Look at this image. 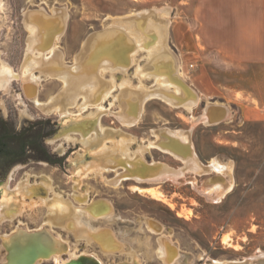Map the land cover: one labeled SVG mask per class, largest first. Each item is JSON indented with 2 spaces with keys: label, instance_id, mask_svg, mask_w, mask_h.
<instances>
[{
  "label": "rangeland",
  "instance_id": "rangeland-1",
  "mask_svg": "<svg viewBox=\"0 0 264 264\" xmlns=\"http://www.w3.org/2000/svg\"><path fill=\"white\" fill-rule=\"evenodd\" d=\"M203 4L202 0H4L0 61L19 77L7 89H0V124L10 135L8 131L19 132L48 120L42 143L50 160L26 157L0 177V188L6 185L7 189L0 191V201L4 194L16 203L8 211L13 218L0 220V264L6 237L19 229L35 232L42 227L66 245L58 262L86 255L100 264H264V69L225 64L217 54L207 52L198 36L205 15ZM42 9L56 15L52 25L61 22L64 27L45 53L50 57L54 51L58 69L69 71L86 63L95 50L100 62L107 45L93 50L94 41L118 48L122 42L131 44L126 50L131 51L127 66L113 62L98 70L104 81H111L107 98L87 102L79 94L73 103L67 100L68 104L58 105L65 81L44 75L36 80L37 95L26 96L22 78L33 47L26 19L32 15L29 12ZM106 31L112 37H100ZM155 33L163 36L167 50L163 62L168 64L167 75L175 80L166 89L180 91L179 78L196 96L190 108L157 96L141 102L144 91L156 92L163 82L155 71ZM33 73L40 75L36 70ZM121 87L132 93L127 98L131 104H139L138 117L131 124L118 118L121 101L126 103ZM50 105L52 110H44ZM213 105L226 107L228 115L206 124L201 117ZM61 120L67 133L57 137ZM163 130L189 137L201 171L155 146ZM123 157L161 164L173 171L175 181L124 176L128 163ZM214 162L230 166V172L213 169ZM227 184L229 192L219 197L214 189ZM148 189L155 190L154 195ZM54 197L72 213L80 212L84 222L86 209H110L111 216L100 213L90 225L113 235L115 248L105 247L99 239L87 242L63 222L51 223L48 210L57 201ZM162 243L175 250L170 262L161 259ZM38 264H56V260Z\"/></svg>",
  "mask_w": 264,
  "mask_h": 264
},
{
  "label": "bare ground",
  "instance_id": "bare-ground-1",
  "mask_svg": "<svg viewBox=\"0 0 264 264\" xmlns=\"http://www.w3.org/2000/svg\"><path fill=\"white\" fill-rule=\"evenodd\" d=\"M2 10H3V0H0V12ZM38 15H40V17ZM60 16L61 15L58 16V19H60V18L62 19V16L61 17ZM49 19H56V15H54L52 17H46V19H45V17H43V15L37 14L36 16L35 15L27 16V19H26L27 20L26 25L27 24L29 25L28 27H30L29 29L31 31V36L29 35L30 37L28 38V41L31 45H33V47L32 48L30 47L31 49H29V51L27 53L28 54L27 59L29 58V62H28L29 64H27L25 66V70L23 72L24 77L22 78L23 90H24L26 96L28 98L29 97L31 98V97L37 95L38 88H37V81L36 80L39 79V77L41 75L49 76V77H58V78L60 77L62 80L65 81L66 86H65L64 91H62L63 92L62 99L57 101L58 105L62 103V106H63L64 103H67L66 102L67 100L72 101L73 99L76 98V95L78 97L79 94H82L85 97L87 102H92V101L100 102L101 101L100 99H102V96H104V97H106V95L109 96L110 90L112 87L109 82H111V81H109V82L104 81L103 78L101 77V75L98 73L100 71L99 69L100 68L103 69L105 66L107 67L110 63L112 64L113 62L116 63L118 66H124V64L126 65L127 62L129 61L128 55L131 52V51H129L127 53L126 50H128L131 47V44H125L122 42L121 43L122 45H120L119 48L115 45L111 46V47L107 46L106 51L101 56L102 58H101L100 62H98L99 57L97 56L96 50L93 49L94 46H92L93 47L92 49L95 51L93 52L90 49L91 50L90 52H93V55L91 56V54H90L91 59L88 60L86 63H84L85 58L83 59L81 57L84 60L83 61L84 64H82V65L76 64L75 67H73V69L69 70V71H67L66 69H63V68L58 69L57 68L58 64H57V61H56L55 56H54L55 55L54 51H53V53L52 52L50 53V57L52 59L49 56L47 57L45 53H46L47 49L48 50L52 49L50 42L53 41L52 40L53 37H55V36L58 37V35H60L59 33L61 31H59V28L62 27L61 26L62 24L60 22V23H58V26L56 25L57 23L52 25L51 23L53 20H49ZM63 21H64V19H63ZM62 28H64V27H62ZM153 32H156V31H153ZM153 35L157 36V40L155 41L157 44H156L155 49H154V51L156 53V57H157V62H156L157 64L155 65L156 66L155 71H156V73H158L157 74L158 76L162 77L164 83L161 82L162 85L158 87L156 92L149 93L147 91L146 92L144 91L143 96L141 97L142 98L141 102L144 101L145 99L151 97V96H157V97H161L162 99H167L172 104L175 102H178L179 104H182L185 108L189 107L190 105H193V103H195V101H196L195 94L191 90H189L187 88V86L184 85V83L180 81L179 78H178L177 82L179 83L178 87H179L180 91H177L175 93L174 92L169 93L167 91V89H166L167 83L168 82L171 83L173 81V79L172 78L170 79V77L167 75V70L169 69L167 67L168 64L166 65V63L163 62V57H162V55L164 56L167 54V50H166L165 46L163 45V43H164L163 36H160L159 34H156V33ZM156 36H155V38H156ZM140 37H141V35H140ZM121 40H122V38H121ZM142 43H144V42H142ZM142 43L140 45L144 46L145 43L143 45H142ZM92 44L95 45V48H97L96 41H95V44L93 42H92ZM31 45H29V46H31ZM101 45H104V44H102V42H101ZM140 45H138V46H140ZM29 46H28V48H29ZM83 56H85V55H83ZM155 60L156 59H154L152 62H155ZM112 66H113V64H112ZM67 69H70V68H67ZM35 70L38 71V73L40 75L36 76L35 73H33ZM18 77H19L18 74H14L12 69L8 65L3 64L0 61V89H4V90L7 89L8 84L13 79H17ZM174 81H173V83H174ZM127 89H128V87H126V88L121 87L120 94L125 95L124 99H125L126 103H123L124 105H122V102H124V101H121L120 104H121V106H123V110H122V113L120 114V117H118V118L120 120H122V122L124 124H131V123H134V121L137 119L138 114H139L138 110L140 108L138 107V105H139L138 103L131 104L132 101L130 103V101L127 100L128 96H130L129 94L132 95V93H130V90L129 89L127 90ZM133 91L136 92V90H133ZM140 91H141V89H140ZM140 91H139V94H140ZM122 98L123 97H121V99ZM132 99H133V97H132ZM74 101L75 100H73L72 103ZM72 103H71V105H72ZM67 104H65V105H67ZM129 104H130V106H129ZM219 105H215V106L213 105L212 107H208V108H206V110H204V113H203V116L201 117V119L206 124H215V123H218V122H220L226 118V116L228 115L227 108L224 106H219ZM57 107H59V106H57ZM45 109L47 110V112L52 110L51 105L48 106V108L45 106L44 110ZM57 109L60 110L61 108L60 109L57 108ZM61 111L62 110H60L59 112H61ZM118 116H119V114H118ZM91 126H92V124H91ZM72 130H74V127L72 128ZM97 133L100 134V132H97ZM103 134L104 133L102 131V134H100V135H103ZM106 135L107 134H105V136ZM164 136H165V138H167V137L169 138V144L171 146L167 150L172 151V153H175V154L179 153V152H183L180 155H182L183 161L186 164V166L189 165L190 168L194 169V171H197V172L199 170L201 171L200 165H199V163H198V161H197V159H196V157H195V155L191 149V146H190V143L188 140L189 139L188 136H184V135L180 134V137H181V139H180L177 136L174 137V134L170 133L168 135L167 132L164 133L163 137ZM102 137H103V139H106V137H104V136H102ZM164 139H161V140L159 139V141L161 142L160 145L163 143ZM179 140H183L186 143L179 142ZM181 143H183V145ZM162 146L164 148L165 146H168V145L166 143H163ZM137 157L134 159L132 158L134 160V166H135L134 168H132V165H133L132 161L133 160L129 161L125 157L121 158L122 161H125L126 163H128L126 168H125L126 172H125L124 176L135 177V179H137V180H143V179H145V180H153V179L166 180L169 178H170V180H174V175L171 174L173 172L172 170L171 171L166 170L164 168V166H162L161 164H150V165H148L146 163H143L144 161L142 162L141 159L137 158ZM107 158H108V156H107ZM114 158H116V157H114ZM90 165H91V163H90ZM129 165L131 166V168ZM212 168L213 169H215V168L220 169L222 171H227L228 173L230 172V166L229 167H226V166L222 167L218 163H215V162L212 164ZM85 169H87V167ZM90 170H92V168ZM208 170H209V168H208ZM87 171H89V170L87 169ZM176 174H178V173L176 172ZM155 177H157V178H155ZM5 186L1 187L0 191L3 190V192H6L5 190H7V189ZM230 187H231L230 184L228 186H225V187L218 186V188H215L214 190L216 191V193L220 197L225 192H227V190L230 189ZM147 191L150 194L154 195L155 190L153 191L151 189H148ZM25 193H27V192H25ZM54 198H56V197H54ZM57 199L58 198H56V200ZM51 200H53V199H51ZM54 200H53V202L51 201L52 202V204H50L51 210H48L50 212L49 213L47 212L49 219L53 220V221H51V223L63 222L65 227H67V228L71 227L72 229H74V231H76L78 233L79 236L84 237V239L87 238L88 239L87 242H89V240H91V239H99L100 242L102 241L104 243L105 247H110L112 249L115 248L116 242L113 238V235H110V233H108L107 231L93 230L91 225H90V222H91L90 220H93L98 214L100 215V213H102V215H100V216H104L103 213H107V212H108L107 215L105 214L107 217L112 215V214L108 215L112 211L110 209H108L105 205H102L105 207H101V209H97L96 207H94V208L90 207L89 209L85 208L86 210L82 209L83 211L85 210L84 211L86 213L85 217H87L86 222H84L83 219H81L82 217L79 215L80 212L78 213V215H79L78 216L77 213L75 212V210H74L75 213H72L68 206L63 205L61 202L59 203L58 200L57 201H54ZM64 201H62V202L64 203ZM0 202H1L0 203V216H1L0 220L1 219L6 220V218H10V217L13 218L12 217L13 215H8V211L12 208V206L16 205V203H14L13 200L10 198H5L4 194L2 195V200ZM83 211H81V212H83ZM151 228H152V226H151ZM152 229H154V228H152ZM29 235H32V236L27 238ZM35 239L38 240L40 242V244H42V246L47 248L50 255L48 257H45V258L44 257L38 258L33 264H38V263H41L42 261L52 260V259L56 260V264H65L66 262L71 260V259H68L65 262L64 261L58 262V260H59L58 258L64 252V248H65L64 246H66V245L59 238L52 236L49 231H47L46 229L44 230V228L42 227L39 231H35V232L25 231V230L19 229V230H17V232L13 236L6 237L4 240V243H3V245H4V250H3L4 251V262H3V264H7L9 262V260L7 259L6 256L9 252L8 251L9 248L10 249L12 248L10 246H14V244L17 243L20 247L24 248L28 242H29V244H33L35 242L34 241ZM163 243L161 246L159 245V248H160L159 251L162 254L160 256H162L161 259L168 262L173 257V253H174L173 250L174 249L171 250L172 249L170 247L171 245H168L170 247L169 248L166 244H163ZM12 250H13L12 251L13 255H16V248L12 249ZM160 252H158V253H160ZM14 258H16V257H14ZM10 262H11V264H19L20 263L17 258L14 259L13 261L11 259Z\"/></svg>",
  "mask_w": 264,
  "mask_h": 264
},
{
  "label": "crops",
  "instance_id": "crops-1",
  "mask_svg": "<svg viewBox=\"0 0 264 264\" xmlns=\"http://www.w3.org/2000/svg\"><path fill=\"white\" fill-rule=\"evenodd\" d=\"M202 1H204V4L202 6L205 8V15L201 23V28L198 30V36L203 39V46L207 50V52L210 54H217L220 61L225 64L235 65L236 67L242 66L244 64H251L252 66L264 69V0ZM42 10L44 12H39V10L29 13L35 16L37 14H41L43 15V17H45V19L46 17H52L45 9ZM38 16L40 17V15ZM110 35L112 37L111 32L106 31L103 35L101 34L100 37L110 38ZM93 43L95 44V41ZM105 43L106 42H103L105 46H111L108 43ZM96 44L98 51L101 50L104 46L99 45L101 44V42ZM93 46V49H96L95 45ZM97 55L100 58L98 52ZM162 132H164V130ZM162 132L158 133L157 140L156 142H154L155 146H159V144L161 143L159 141L160 135H164V133L166 132L168 135L170 134V132L168 131H165L163 134H161ZM175 136L176 135H174V137ZM164 138L165 136L162 137V139ZM165 139L163 143H166L168 146H165L163 148L162 143L159 146L162 150L165 148V150H167L169 149V147H171L169 144V138L167 137ZM179 142L186 143L183 140H179ZM183 143L181 144L183 145ZM190 146L193 150L191 143ZM169 153H172V151H169ZM181 153L183 152L172 154L176 155V157L182 160L183 158L182 155H180ZM194 155L198 161L199 158L195 153ZM69 261L65 264L69 263Z\"/></svg>",
  "mask_w": 264,
  "mask_h": 264
},
{
  "label": "trees",
  "instance_id": "trees-1",
  "mask_svg": "<svg viewBox=\"0 0 264 264\" xmlns=\"http://www.w3.org/2000/svg\"><path fill=\"white\" fill-rule=\"evenodd\" d=\"M48 124V120L36 121L19 131L18 136L17 134L13 135L11 131H8L10 135L6 134V127L0 124V155L14 152L18 153L20 162L24 161L26 157L49 162L48 153L42 143L45 136V126Z\"/></svg>",
  "mask_w": 264,
  "mask_h": 264
},
{
  "label": "water",
  "instance_id": "water-1",
  "mask_svg": "<svg viewBox=\"0 0 264 264\" xmlns=\"http://www.w3.org/2000/svg\"><path fill=\"white\" fill-rule=\"evenodd\" d=\"M62 121L63 120H61L58 123V125H59L58 130L59 131H58V134L56 135L57 137L67 133V130H66L67 125L66 124L62 125ZM31 236L32 235H29L27 238H29ZM34 241L35 242L33 244H29V242H28L24 248L20 247L17 243H15L14 246H10L12 248L11 249L9 248V250H8L9 252L6 256L7 259L9 260V262L7 264H11L10 260L12 259V261H13L16 258L20 262L19 264H33L40 257H44V258L48 257L50 255V253L47 250V248L42 246V244H40V242L38 240L35 239ZM15 248H16V255H13L12 249H15ZM14 257H16V258H14ZM69 263H71V264H100L94 257L86 256V255L79 256L77 259L69 261ZM69 263H67V264H69Z\"/></svg>",
  "mask_w": 264,
  "mask_h": 264
},
{
  "label": "flooded vegetation",
  "instance_id": "flooded-vegetation-1",
  "mask_svg": "<svg viewBox=\"0 0 264 264\" xmlns=\"http://www.w3.org/2000/svg\"><path fill=\"white\" fill-rule=\"evenodd\" d=\"M12 134L13 135L17 134L18 136V132H13ZM19 163H20V160H19L18 153L11 152V154H7V155L1 154L0 155V177H2V175L4 174V170H6L9 166H14Z\"/></svg>",
  "mask_w": 264,
  "mask_h": 264
}]
</instances>
